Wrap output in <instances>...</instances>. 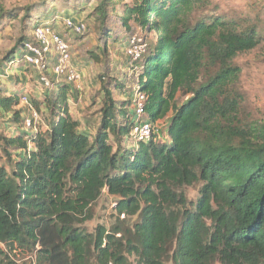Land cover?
Returning a JSON list of instances; mask_svg holds the SVG:
<instances>
[{"label": "trees", "instance_id": "obj_1", "mask_svg": "<svg viewBox=\"0 0 264 264\" xmlns=\"http://www.w3.org/2000/svg\"><path fill=\"white\" fill-rule=\"evenodd\" d=\"M43 2L0 9V27L18 19L22 31L2 55L0 73L34 41L29 33L36 18L42 21ZM209 2L97 0L87 15L104 31L124 4L122 28H136L146 44L129 67L132 87L144 94L152 125L170 114L165 139L154 133L127 146L131 103L119 106L107 84L84 129L69 113L70 86L58 83L29 102L45 107V129L23 131L22 79L0 86V119L10 115L13 125L0 132V264L27 254L35 264H264V125L234 123L242 97L233 65L263 34L259 15H220ZM89 5L85 0L79 10ZM112 81L124 93L125 85ZM103 191L115 199V220L88 233L84 224Z\"/></svg>", "mask_w": 264, "mask_h": 264}, {"label": "rangeland", "instance_id": "obj_2", "mask_svg": "<svg viewBox=\"0 0 264 264\" xmlns=\"http://www.w3.org/2000/svg\"><path fill=\"white\" fill-rule=\"evenodd\" d=\"M40 1L43 0H0V9H21L28 5L36 7ZM47 1L44 0L43 3L45 5L41 9H37V17L42 21L36 18L34 25L38 26V24L52 23L56 25L60 33H64L62 20L68 16H79L78 18L82 19L87 25V30L82 35L75 36L68 34L66 36V40L71 45L69 51L71 64L78 71H83V76L80 73L81 82L79 89L75 84L68 85L71 88V90L68 89L67 95L69 113L72 119L79 121L84 129L85 119L92 115L94 116L100 107L102 95L98 96V93L104 84L111 87L114 93L113 98L119 106L121 103L129 102L133 93L137 92L132 87L134 76L131 77L129 71L132 62L127 57L129 45L126 44H129L132 38L143 41L144 36L136 28H132L129 33H126L124 28H122V22L119 17L123 13L124 4L117 6V14H110L108 16L106 28L103 31L99 28L98 23L94 22L93 18H87V15L92 11L97 0H90V5L89 7L87 6L84 12H81L79 8L81 7L80 5L85 3V0H53L50 3ZM124 1L125 3L130 2V0ZM209 1L212 6L218 7L217 10L220 15H228L235 18L245 17L246 15H259V19L255 23L263 34L259 45L248 53L238 55L233 61V65L240 70V75L234 85V90L242 97L237 113V121L234 123L240 128L264 125V0ZM209 8L205 10L204 15L212 13L210 11L215 9L214 7ZM197 16L195 13L192 14L190 20ZM21 32V24L18 19L6 22L0 27V59L12 47ZM106 32L113 35L107 41L103 37ZM29 37L32 39L33 35L29 33ZM147 40H152V36L150 35ZM29 43L35 44L33 40H30ZM93 56L94 58H92ZM20 59L18 63L10 65V69H4V74L0 73V86L5 83L6 87L10 88L14 84V80L20 77L23 86L26 87L23 90L28 94L29 101H41V96L46 90L52 91L53 87L59 84H54V78L47 73L48 80L52 83L50 86H52L50 90L49 88L43 90L39 82L40 73L38 70L36 71L33 66L31 68L26 65L22 66ZM98 76H102L104 81L100 82ZM113 79H117L125 85L123 88L124 93L113 89ZM60 84L64 85L62 82ZM95 99L98 101L96 105L94 103ZM182 101H184L183 98L178 99V102ZM18 108L23 111L25 116L30 114L27 107L22 104H19ZM128 110L130 112V106ZM35 111L38 113L39 121L37 120L32 127L45 129V107L42 106L39 111ZM169 117L170 114L155 124V134L159 139L166 138V127ZM9 119L10 115H5L3 119H0V132L5 133L6 130H3V128L7 127L8 124L9 129L13 128L11 127L13 125L9 123ZM8 135H11V133H8ZM133 142V140L128 139L126 145L132 146L134 145ZM186 191L189 198H195L196 194L192 188H188ZM114 203L115 199L109 196L106 191H103L99 199L91 207V220L84 224L85 230L88 233H92L98 225L109 227L114 222L116 216ZM13 259L16 264H35L33 254H27L25 256L16 255ZM130 261L132 262L133 258Z\"/></svg>", "mask_w": 264, "mask_h": 264}, {"label": "built area", "instance_id": "obj_3", "mask_svg": "<svg viewBox=\"0 0 264 264\" xmlns=\"http://www.w3.org/2000/svg\"><path fill=\"white\" fill-rule=\"evenodd\" d=\"M64 33H60L55 24H38L33 30L35 44L27 43L24 52L20 56L23 64L33 66L40 73L39 82L44 88L51 87L47 73L54 78V84L65 83L75 84L80 87L81 75L73 64H71L70 42L66 40L68 34L75 36L82 35L87 30L86 23L82 19H72L66 17L62 20ZM146 44L142 40L132 38L127 49V56L130 62H135L145 51ZM42 74V75H41ZM59 79V80H57ZM144 94L135 92L130 99V113L132 116V126L129 132V139L135 142H147L156 133L155 125L148 122L144 115ZM29 97L24 92L20 98V104L27 107L30 113L23 121V129L29 131L32 126L39 121L38 113L29 103ZM25 131V130H24Z\"/></svg>", "mask_w": 264, "mask_h": 264}, {"label": "crops", "instance_id": "obj_4", "mask_svg": "<svg viewBox=\"0 0 264 264\" xmlns=\"http://www.w3.org/2000/svg\"><path fill=\"white\" fill-rule=\"evenodd\" d=\"M77 17H79V16H77ZM80 73H81L82 76H83V71H80ZM82 129H83V126H82ZM4 130H9V126H8V129L4 128Z\"/></svg>", "mask_w": 264, "mask_h": 264}]
</instances>
